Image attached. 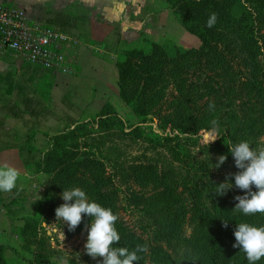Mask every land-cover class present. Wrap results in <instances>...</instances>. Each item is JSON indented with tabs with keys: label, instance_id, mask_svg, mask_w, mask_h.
<instances>
[{
	"label": "trees",
	"instance_id": "1",
	"mask_svg": "<svg viewBox=\"0 0 264 264\" xmlns=\"http://www.w3.org/2000/svg\"><path fill=\"white\" fill-rule=\"evenodd\" d=\"M165 1L200 45L181 48L171 40L152 42L119 52L115 67L118 96L139 123L153 118L170 133H146L140 126L125 131L115 107L106 103L94 123H77L47 136L50 147L30 166L33 174L45 176L43 191L35 212L24 218L19 230L37 238L42 223L57 219L55 210L65 203L63 191L79 187L90 202L118 215L115 227L121 241L116 247L131 251L147 246L146 253L138 254V264H249L244 251L233 247L234 231L239 223L264 226V213L236 210L234 198L246 193L235 184L226 195H216L219 184L206 170L202 175L192 166L184 173L173 163L180 160L176 148L192 159L188 147L197 148L207 169L214 157L226 155L225 165L239 172L229 147L249 141L253 149H264V0ZM211 13L218 19L208 28ZM213 119L220 137L208 144L205 136ZM126 136L165 150L171 162L144 154L120 160L102 150L113 138ZM33 138L30 133L25 142L30 152L36 151ZM122 212L134 213L135 225L124 220ZM223 222H228L227 228ZM90 224L91 217L84 215L75 231L66 223L61 228L71 238ZM5 248L0 245V264H14L4 257ZM96 260L102 264V258ZM20 261L49 264L42 255ZM257 264H264V258Z\"/></svg>",
	"mask_w": 264,
	"mask_h": 264
},
{
	"label": "crops",
	"instance_id": "2",
	"mask_svg": "<svg viewBox=\"0 0 264 264\" xmlns=\"http://www.w3.org/2000/svg\"><path fill=\"white\" fill-rule=\"evenodd\" d=\"M0 3L22 8L32 21L79 42L67 50L74 59L76 76L45 72L0 50V165L12 166L20 173L15 189L0 192L1 232L5 220L1 205L14 200L16 206L23 201L19 207L28 208L33 193L38 195L43 188L44 176L31 173L30 166L50 147L47 136L73 127L95 112L92 101L98 85L106 86L110 79L116 85L117 70L111 56L136 42L160 36L157 27L167 33L169 29L171 32L178 29L165 0H0ZM188 40L193 48L200 45L199 41ZM44 79L40 88L47 89L39 91L37 83ZM41 92L48 94L49 99L43 98ZM30 133L35 134L31 143L34 152L24 146ZM13 209L8 208L6 214L24 213Z\"/></svg>",
	"mask_w": 264,
	"mask_h": 264
},
{
	"label": "rangeland",
	"instance_id": "3",
	"mask_svg": "<svg viewBox=\"0 0 264 264\" xmlns=\"http://www.w3.org/2000/svg\"><path fill=\"white\" fill-rule=\"evenodd\" d=\"M167 10L170 13L169 14L170 17H173L174 23H176L178 31H175L173 29V31L171 32V29H169L167 33V32H162L161 27L160 28L157 27L155 29L157 32H160L159 33L160 36L153 37L151 38V40H149L150 38H147L148 42L147 41H144V43L136 42L130 48L147 47L148 44L152 42L157 44H162L165 40H171L173 43H175L177 46L181 48H190L192 47L193 44L188 39H193L194 41L197 42L199 41L198 38L187 33L177 22L172 12L168 8ZM165 19L166 18H164L163 20ZM122 50H126V49H122ZM122 50L118 51L116 55L111 56V61L114 63V65L119 52H121ZM74 71L75 70L69 73V75L71 74L73 76H76L77 72L76 74H73ZM41 78L42 76L39 79ZM44 81L45 79L42 81L39 80V82L37 83V88L39 89V91H43L44 89L45 90L47 89L46 87L45 88L43 87V90L42 88H40V86H43L42 83H44ZM94 92H96L97 94V96L95 94V97L93 98L92 101L93 111L95 112H92L91 114L85 116V119L78 123H87V122L94 123L96 121V117L100 108L104 104L109 103L115 107L116 114L118 118L122 121L125 131H129L137 126H140L141 129L145 130L146 133L155 132L162 135L170 133L169 131H164V129H161L157 121L153 118H149L150 120H148L144 124L139 123V119L119 98L117 82L115 85L110 79L108 81V85L106 86L98 85L95 88ZM68 128H72V127H68ZM25 142H24V146L26 147ZM196 149L197 148L191 149L188 147V150L190 152L189 156L192 155L193 156L192 159L187 155L185 156L183 150L176 148L180 160L179 162H174L173 165L179 169L182 168L184 170V173L186 172L190 173L192 166H194V168L196 169H199L202 175L204 174V172L202 171L206 170L209 173V178L217 184L224 183L226 177L231 176L229 182L232 185L235 184L234 175L238 171H236L231 167H228L227 165H225V163L221 165L218 169L215 168L214 165L218 162V157H214L213 159L214 163L209 164L207 169L206 165H201V163H203L204 155H202ZM102 150L105 153H108V155H110L111 157L118 158L120 160L131 159L133 157L141 156L143 154L149 157H155L161 159L166 163H170L172 160L170 155L165 150L161 148H154L150 143H148L144 139H135L127 136L122 137L120 139L113 138V141L107 142L103 146ZM44 182H45V176H44ZM42 191L43 188L38 192V195H35V193H33V196H31V198L34 197V199L33 200L29 199V202L31 201L30 202L31 204L28 205V208L27 206L19 207V205L24 204L23 201L16 203L17 206L14 204L15 202L14 200L7 204L1 205L3 208V212L5 213L4 227L0 232V245L6 247L4 250V257L8 260L9 259L14 260L17 264H22L20 261L22 258L33 260L34 258L40 255L45 257L49 261V264H100L98 260L96 259L94 260L85 254L84 245L87 242L88 233L85 231L71 238L66 237L63 228H61V225H65L63 220H58V221L57 219L50 220L47 223V226L46 223H42V229H38L37 238L32 237V234H29V232L27 231L25 233L24 231L19 230V228H21L24 225V218L26 216L32 215V213L35 212L36 203L39 201ZM11 207L14 208L13 209L14 211L20 209L23 210L24 213L21 211L22 213H18V214H14L12 212H8V214H6L8 208ZM121 215L124 218V220H126L128 223H130L131 225H135L136 217L134 216V213L122 212ZM40 237L42 243H40L39 240ZM15 262L14 264H16Z\"/></svg>",
	"mask_w": 264,
	"mask_h": 264
},
{
	"label": "clouds",
	"instance_id": "4",
	"mask_svg": "<svg viewBox=\"0 0 264 264\" xmlns=\"http://www.w3.org/2000/svg\"><path fill=\"white\" fill-rule=\"evenodd\" d=\"M217 14L211 13L206 27L213 28L217 23ZM215 104H209V110L214 111ZM211 131L205 136L208 144L219 138V125L216 119L211 121ZM234 158L235 167L240 171L234 175L235 187L244 191L243 196H236L238 201L236 210L244 215L264 213V149H253L249 141H242L229 147ZM227 160L226 155L218 157L214 165L219 168ZM19 171L7 164L0 165V192L8 193L17 187ZM231 176L226 177L224 183L216 186V195L223 196L232 189L229 182ZM255 187L256 191H253ZM62 200L65 202L55 210L58 220L67 224L69 231H75L82 223L83 216L91 217L90 227L85 225L87 242L84 245L87 255L92 259L102 258V264H138L141 259L139 253H146V245H137L134 250L127 247H116L121 241L115 224L119 219L110 208H105L96 202H90L85 191L79 187L64 190ZM74 201V202H73ZM225 228L228 222H223ZM47 226V224H46ZM63 234V233H62ZM236 243L234 248H241L246 254L249 264H257L264 258V226L256 227L248 223L237 224L234 231Z\"/></svg>",
	"mask_w": 264,
	"mask_h": 264
},
{
	"label": "built area",
	"instance_id": "5",
	"mask_svg": "<svg viewBox=\"0 0 264 264\" xmlns=\"http://www.w3.org/2000/svg\"><path fill=\"white\" fill-rule=\"evenodd\" d=\"M48 25L32 21L24 9L0 3V50L23 64L46 72L69 74L74 59L67 50L78 45Z\"/></svg>",
	"mask_w": 264,
	"mask_h": 264
}]
</instances>
